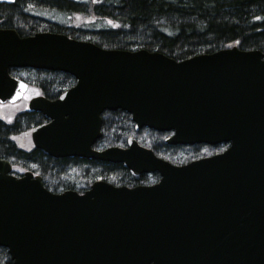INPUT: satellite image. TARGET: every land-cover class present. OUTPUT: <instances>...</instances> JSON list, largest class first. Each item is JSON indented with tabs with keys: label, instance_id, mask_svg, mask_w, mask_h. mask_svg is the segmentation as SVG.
Instances as JSON below:
<instances>
[{
	"label": "water",
	"instance_id": "water-1",
	"mask_svg": "<svg viewBox=\"0 0 264 264\" xmlns=\"http://www.w3.org/2000/svg\"><path fill=\"white\" fill-rule=\"evenodd\" d=\"M10 68L64 71L77 80L56 99H30L29 110L49 119L32 130L36 148L161 177L54 193L40 175L17 177L0 158V246L13 264H264L263 51L234 46L178 61L0 27L1 103L28 89ZM118 109L137 132H171L166 144L229 146L183 165L136 137L126 147L95 149L103 112Z\"/></svg>",
	"mask_w": 264,
	"mask_h": 264
},
{
	"label": "trees",
	"instance_id": "trees-1",
	"mask_svg": "<svg viewBox=\"0 0 264 264\" xmlns=\"http://www.w3.org/2000/svg\"><path fill=\"white\" fill-rule=\"evenodd\" d=\"M0 27L15 29L21 36L52 32L108 49L158 51L181 61L234 46L264 52V0H0ZM10 73L49 99L76 83L74 76L63 71L11 68ZM44 121L41 113L30 112L27 106L20 107L11 120L0 115V158L11 163L12 174L22 176L31 170L54 193H82L97 180L130 187L160 180L158 172L133 175L122 163L54 158L33 142L28 148L22 146L19 139ZM101 132L96 149L125 147L135 136L140 144L176 165L228 147L166 144L168 133L148 128L136 132L131 115L120 109L103 112ZM0 264H13L3 246Z\"/></svg>",
	"mask_w": 264,
	"mask_h": 264
},
{
	"label": "rangeland",
	"instance_id": "rangeland-1",
	"mask_svg": "<svg viewBox=\"0 0 264 264\" xmlns=\"http://www.w3.org/2000/svg\"><path fill=\"white\" fill-rule=\"evenodd\" d=\"M4 1H10V0H4ZM40 94L37 89H30L28 93H26V96L21 100V102H24L20 105V102L15 103V104H0V115L7 120H11L12 116L16 114V112L20 109V107L27 106V102L34 96ZM19 143L28 148L31 146L32 143V138H31V131L30 133H27L25 137H22L19 139Z\"/></svg>",
	"mask_w": 264,
	"mask_h": 264
},
{
	"label": "flooded vegetation",
	"instance_id": "flooded-vegetation-1",
	"mask_svg": "<svg viewBox=\"0 0 264 264\" xmlns=\"http://www.w3.org/2000/svg\"><path fill=\"white\" fill-rule=\"evenodd\" d=\"M39 95V94H38ZM37 96V95H36ZM47 122H49V119H47V118H45V121L43 122V123H47ZM42 123V124H43Z\"/></svg>",
	"mask_w": 264,
	"mask_h": 264
},
{
	"label": "snow or ice",
	"instance_id": "snow-or-ice-1",
	"mask_svg": "<svg viewBox=\"0 0 264 264\" xmlns=\"http://www.w3.org/2000/svg\"><path fill=\"white\" fill-rule=\"evenodd\" d=\"M109 23H111V21H109Z\"/></svg>",
	"mask_w": 264,
	"mask_h": 264
},
{
	"label": "bare ground",
	"instance_id": "bare-ground-1",
	"mask_svg": "<svg viewBox=\"0 0 264 264\" xmlns=\"http://www.w3.org/2000/svg\"><path fill=\"white\" fill-rule=\"evenodd\" d=\"M64 72V71H63Z\"/></svg>",
	"mask_w": 264,
	"mask_h": 264
}]
</instances>
